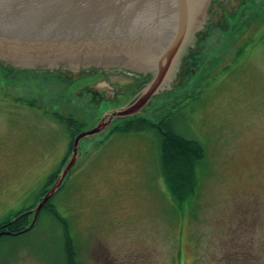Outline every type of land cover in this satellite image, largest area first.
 I'll return each mask as SVG.
<instances>
[{"label":"rangeland","instance_id":"374dc122","mask_svg":"<svg viewBox=\"0 0 264 264\" xmlns=\"http://www.w3.org/2000/svg\"><path fill=\"white\" fill-rule=\"evenodd\" d=\"M223 2L197 28L185 83L175 94L156 92L133 115L158 121L170 113L179 134L204 144L197 194L177 205L159 171L158 135L113 133L126 118L113 117L80 141L51 198L80 264H264V0ZM85 63L39 69L0 58V222L34 204L72 137L132 106L150 77L125 70L137 82L122 95L102 93L101 84L115 88L104 77L119 74L118 66ZM71 156L72 149L63 168ZM0 264H63L61 223L43 212L28 233L0 240Z\"/></svg>","mask_w":264,"mask_h":264},{"label":"water","instance_id":"95a60500","mask_svg":"<svg viewBox=\"0 0 264 264\" xmlns=\"http://www.w3.org/2000/svg\"><path fill=\"white\" fill-rule=\"evenodd\" d=\"M209 2L0 0V58L13 66L50 67L75 60L150 72L145 90L132 106L107 113L91 131L75 137L70 160L31 211L34 217L30 226L19 233H27L36 225L41 210L71 172L83 138L102 132L113 117L137 114L156 92L175 94L178 84L185 83L201 37L197 28H204L218 9L213 4L207 12ZM107 117L109 122H105ZM9 234L0 232V236Z\"/></svg>","mask_w":264,"mask_h":264},{"label":"trees","instance_id":"16d2710c","mask_svg":"<svg viewBox=\"0 0 264 264\" xmlns=\"http://www.w3.org/2000/svg\"><path fill=\"white\" fill-rule=\"evenodd\" d=\"M59 119L68 126H70V124L77 125V120L72 116H68V118L65 119V117L61 115ZM137 131H153L158 135L160 153L159 171L161 172V176L168 192L177 205L181 206L187 202H191L199 188L197 166L206 159V149L204 144L199 140L191 139L179 134L173 127L170 113L166 114L164 118L158 121H154L143 115L127 117L124 120H121L113 129V133L116 132L121 134ZM73 140L72 137L68 154L73 147ZM68 154L59 168L48 177L46 183L41 187L35 203L45 195L48 187L57 179L68 158ZM52 201L53 200L51 199L41 210L36 225L43 212L50 214L60 222L63 232V264H80L79 245L71 235L68 220L58 212ZM32 207H34V205L17 211L13 216L18 217L15 221L12 218H8L0 222V232H11L9 235L0 236V240L7 238L8 236L25 234L19 233L27 228L29 221V216L23 214V212Z\"/></svg>","mask_w":264,"mask_h":264},{"label":"flooded vegetation","instance_id":"af4514ba","mask_svg":"<svg viewBox=\"0 0 264 264\" xmlns=\"http://www.w3.org/2000/svg\"><path fill=\"white\" fill-rule=\"evenodd\" d=\"M213 1H217V2H214L213 3ZM225 4L224 2H223V0H210V2H209V5H207V12L209 11V9L211 8V5H213L214 4V7L215 8H217V6H219L220 7V4ZM221 4V6H224V5H222ZM219 12H220V15L222 14L223 15V12H222V10H218ZM62 66V65H61ZM61 66H59V67H61ZM44 67V66H43ZM39 69H42L41 67H38ZM46 68V67H45ZM61 69V68H60ZM118 70H119V74H117V75H115V76H105L104 77V79L105 80H107V81H110L111 83H113V85H114V89L113 90H109V89H107V87L106 86H104L103 84H101L99 87H102L104 90L102 91V93H105V92H110V91H113V94H118V95H122V94H124V90H125V88H127L128 86H130V85H132V84H134V83H136L137 82V80H136V78L135 77H133V75H132V77L130 76V74L129 73H127L125 70H129V69H126V68H122V67H118ZM102 98V97H101ZM109 98H105V99H103V100H108ZM109 101V100H108ZM42 198H43V196H42ZM41 198V199H42ZM40 199V200H41ZM40 200L38 201V202H34V204H32V205H34V207L40 202ZM30 207V206H29ZM29 207H27V208H29ZM34 207H32V208H30V209H27L26 211H24L23 212V214H26V215H28L29 217H31V216H33V212H31L32 210H33V208ZM18 217H14V221L17 219ZM39 219V218H38Z\"/></svg>","mask_w":264,"mask_h":264},{"label":"bare ground","instance_id":"6f19581e","mask_svg":"<svg viewBox=\"0 0 264 264\" xmlns=\"http://www.w3.org/2000/svg\"><path fill=\"white\" fill-rule=\"evenodd\" d=\"M71 62H76V63H83V62H80V61H75V60H73V61H71ZM84 62H92V61H84ZM93 63V62H92Z\"/></svg>","mask_w":264,"mask_h":264}]
</instances>
